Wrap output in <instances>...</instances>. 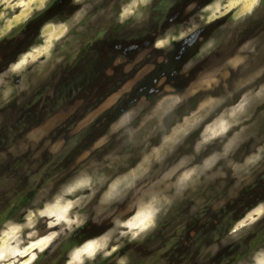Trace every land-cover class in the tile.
Here are the masks:
<instances>
[{
	"label": "clouds",
	"instance_id": "clouds-1",
	"mask_svg": "<svg viewBox=\"0 0 264 264\" xmlns=\"http://www.w3.org/2000/svg\"><path fill=\"white\" fill-rule=\"evenodd\" d=\"M56 2L0 0V46ZM68 7L0 57V264H264V0Z\"/></svg>",
	"mask_w": 264,
	"mask_h": 264
},
{
	"label": "rangeland",
	"instance_id": "rangeland-1",
	"mask_svg": "<svg viewBox=\"0 0 264 264\" xmlns=\"http://www.w3.org/2000/svg\"><path fill=\"white\" fill-rule=\"evenodd\" d=\"M57 1H61L62 2L60 4V6L55 4L49 10V12L45 15V17H42L40 20H37L32 25H30L24 40L10 42L8 44L0 46V57H3L5 60L11 59L15 55V53L28 42V39L31 37V35L34 34L37 31V29L39 27V24L43 21V19H46V18H48L49 16H51V15H53L55 13L62 12L63 11L62 8L63 9L66 8L68 11L71 12L72 9L68 7V0H57ZM172 11H173V13L179 14L178 15V19H182L183 18L182 5H178ZM8 23H10V21H8ZM165 26H167V25H165ZM117 32H119V31L117 30ZM127 35H130V34L125 33L123 36H127ZM148 38L150 39V37H148ZM140 42L142 43L143 41L141 40ZM107 46H108L107 48H105L104 50L100 51L101 55H105L107 49H108V52L106 54L107 55L109 54V51H111V50H110V46L108 44H107ZM86 52H87V49L82 53L83 57L85 56ZM109 62H110V60H109ZM83 66H84V62L81 63V67H83ZM77 68L75 69V71L72 74H70L68 76V82L69 83L72 80H74V79H81L82 78V82L87 85L88 89L96 87V88L99 89L98 94L104 92V90L108 86L109 81H107L103 77L102 71L92 70V72H87L85 69L81 70V69H77ZM194 76H195V71L193 72L192 77H190V78H194ZM92 77H95V78L92 79ZM89 80H91V83H89ZM187 82L188 81H186V80H176L175 81V85L177 87H184L187 84ZM32 115H33L32 113L25 112V113L22 114V118L31 119ZM259 195H264V190H256V191H253L251 193H246L245 194L246 197H249V196L250 197H255V196H259Z\"/></svg>",
	"mask_w": 264,
	"mask_h": 264
},
{
	"label": "flooded vegetation",
	"instance_id": "flooded-vegetation-1",
	"mask_svg": "<svg viewBox=\"0 0 264 264\" xmlns=\"http://www.w3.org/2000/svg\"><path fill=\"white\" fill-rule=\"evenodd\" d=\"M62 2L61 1H57V5L60 6ZM66 8H62V12L64 11H68ZM70 12V11H68ZM117 28L114 27L112 30V33L110 34L112 36V38H123V36L121 35L120 32H117ZM124 35V34H123ZM116 41H112V42H108V41H101V42H97L96 44L93 45V48H89L87 49V52L85 53V56L83 57L82 55V59L80 64L77 66V69H81V70H86L87 72H92V70H97V71H102L103 67L109 63V58L110 55L106 54L108 52V49L106 50L105 55H101L100 51L104 50L105 48H107V44L110 46V50L112 49V44L115 43ZM84 62V66L81 67V63Z\"/></svg>",
	"mask_w": 264,
	"mask_h": 264
}]
</instances>
